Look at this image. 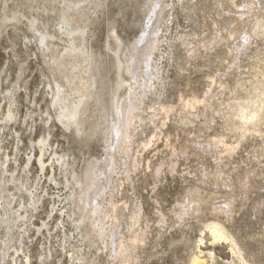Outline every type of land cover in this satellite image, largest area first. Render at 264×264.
Returning a JSON list of instances; mask_svg holds the SVG:
<instances>
[{
	"label": "rangeland",
	"instance_id": "rangeland-1",
	"mask_svg": "<svg viewBox=\"0 0 264 264\" xmlns=\"http://www.w3.org/2000/svg\"><path fill=\"white\" fill-rule=\"evenodd\" d=\"M195 255L264 264V0H0V264Z\"/></svg>",
	"mask_w": 264,
	"mask_h": 264
},
{
	"label": "bare ground",
	"instance_id": "bare-ground-1",
	"mask_svg": "<svg viewBox=\"0 0 264 264\" xmlns=\"http://www.w3.org/2000/svg\"><path fill=\"white\" fill-rule=\"evenodd\" d=\"M213 234L218 237L222 234L220 229H218L216 226L214 227L213 230H211ZM215 238V237H214ZM191 264H207L206 258H204L201 255H195L193 259L191 260Z\"/></svg>",
	"mask_w": 264,
	"mask_h": 264
}]
</instances>
